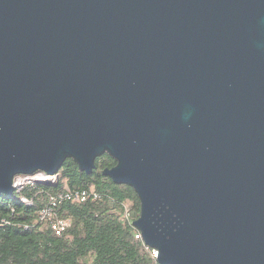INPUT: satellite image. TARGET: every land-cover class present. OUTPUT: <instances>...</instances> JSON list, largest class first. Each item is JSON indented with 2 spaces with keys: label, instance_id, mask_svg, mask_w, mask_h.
Returning <instances> with one entry per match:
<instances>
[{
  "label": "water",
  "instance_id": "95a60500",
  "mask_svg": "<svg viewBox=\"0 0 264 264\" xmlns=\"http://www.w3.org/2000/svg\"><path fill=\"white\" fill-rule=\"evenodd\" d=\"M103 153L158 264H264V0H0V192Z\"/></svg>",
  "mask_w": 264,
  "mask_h": 264
},
{
  "label": "trees",
  "instance_id": "16d2710c",
  "mask_svg": "<svg viewBox=\"0 0 264 264\" xmlns=\"http://www.w3.org/2000/svg\"><path fill=\"white\" fill-rule=\"evenodd\" d=\"M94 163L95 168L86 173L67 157L60 166L57 186L38 184L37 189L0 192V264L155 263L150 248L135 236L137 229L132 225L139 213L136 192L102 174V168L115 163L109 154L96 156ZM63 182L72 189L93 188L99 196L56 203L52 216L69 220L65 230L56 234L47 218H39V211L47 203V193ZM20 195L32 202L21 201ZM126 201L133 211L131 221L123 216Z\"/></svg>",
  "mask_w": 264,
  "mask_h": 264
},
{
  "label": "built area",
  "instance_id": "2783aa9c",
  "mask_svg": "<svg viewBox=\"0 0 264 264\" xmlns=\"http://www.w3.org/2000/svg\"><path fill=\"white\" fill-rule=\"evenodd\" d=\"M59 181L60 170H58L56 173H47L39 169L32 173H18L13 178V183L17 188V192H21L24 187H28L30 189H37L38 184L44 183H53L56 185L52 186H57ZM39 190L42 191L41 188ZM88 195H92L93 197L99 196V194L93 188L72 189L67 185L66 182H63L61 186L58 187L56 190L47 193V203L40 209L39 218H47L49 225L53 229V231L56 234H60L69 225V220L66 218L53 217L52 213L54 205L63 200L83 201ZM20 200L26 203L32 202V199H28L22 195H20ZM122 206L123 216L129 221H131V219L133 218L131 203L129 201H126L122 204ZM135 236L137 238H141L139 230H137ZM150 251L152 253L153 258L156 259L157 251L153 248H150ZM154 264H158L157 260H155Z\"/></svg>",
  "mask_w": 264,
  "mask_h": 264
}]
</instances>
